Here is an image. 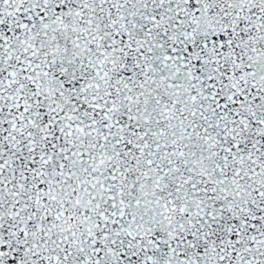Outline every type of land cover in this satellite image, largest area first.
Wrapping results in <instances>:
<instances>
[{
	"label": "snow or ice",
	"instance_id": "1",
	"mask_svg": "<svg viewBox=\"0 0 264 264\" xmlns=\"http://www.w3.org/2000/svg\"><path fill=\"white\" fill-rule=\"evenodd\" d=\"M0 264H264V0H0Z\"/></svg>",
	"mask_w": 264,
	"mask_h": 264
}]
</instances>
